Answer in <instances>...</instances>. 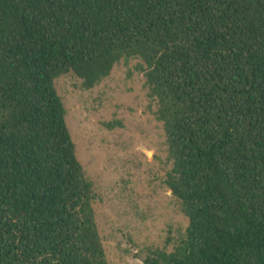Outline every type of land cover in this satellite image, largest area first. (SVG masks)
Returning <instances> with one entry per match:
<instances>
[{"label": "trees", "instance_id": "1", "mask_svg": "<svg viewBox=\"0 0 264 264\" xmlns=\"http://www.w3.org/2000/svg\"><path fill=\"white\" fill-rule=\"evenodd\" d=\"M124 60L189 221L145 264H264V0H0V264H109L56 82Z\"/></svg>", "mask_w": 264, "mask_h": 264}, {"label": "rangeland", "instance_id": "2", "mask_svg": "<svg viewBox=\"0 0 264 264\" xmlns=\"http://www.w3.org/2000/svg\"><path fill=\"white\" fill-rule=\"evenodd\" d=\"M139 66L122 61L92 90L74 74L56 82L78 160L97 195L109 264H145L157 251H173L189 225L166 184L167 137Z\"/></svg>", "mask_w": 264, "mask_h": 264}]
</instances>
